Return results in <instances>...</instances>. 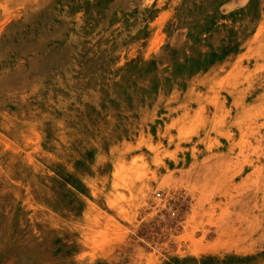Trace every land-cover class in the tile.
Wrapping results in <instances>:
<instances>
[{"label":"rangeland","instance_id":"obj_1","mask_svg":"<svg viewBox=\"0 0 264 264\" xmlns=\"http://www.w3.org/2000/svg\"><path fill=\"white\" fill-rule=\"evenodd\" d=\"M0 264H264V0H0Z\"/></svg>","mask_w":264,"mask_h":264}]
</instances>
